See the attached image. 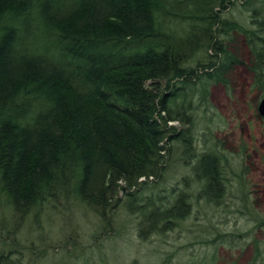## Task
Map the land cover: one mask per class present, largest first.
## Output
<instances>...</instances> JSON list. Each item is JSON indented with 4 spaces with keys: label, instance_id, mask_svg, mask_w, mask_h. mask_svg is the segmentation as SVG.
<instances>
[{
    "label": "trees",
    "instance_id": "1",
    "mask_svg": "<svg viewBox=\"0 0 264 264\" xmlns=\"http://www.w3.org/2000/svg\"><path fill=\"white\" fill-rule=\"evenodd\" d=\"M237 4L247 26L221 18ZM233 33L264 92V0H0V197L25 215L72 192L106 219L120 189L161 174L165 139L192 160L190 129L168 124L192 128L193 98L202 106L211 84L226 83L238 60L221 35ZM217 160L202 152L192 166L209 200L223 194ZM129 202L140 236L189 212L180 191ZM0 264L18 262L1 254Z\"/></svg>",
    "mask_w": 264,
    "mask_h": 264
},
{
    "label": "rangeland",
    "instance_id": "2",
    "mask_svg": "<svg viewBox=\"0 0 264 264\" xmlns=\"http://www.w3.org/2000/svg\"><path fill=\"white\" fill-rule=\"evenodd\" d=\"M248 13L237 4L221 18L247 26ZM218 30L213 27L214 36ZM223 36L233 37L229 50L238 64L226 71L225 84L208 87L202 106L197 95L193 98L192 128L180 121L168 124L190 129L192 160L182 153L181 141L165 139L161 174L142 181L137 190L120 189L106 219L72 192L25 215L13 212L0 197V255L18 264H264V118L258 113L264 92L254 86L243 36ZM203 56L187 65L195 66ZM202 152L218 158L223 178L218 200L202 195L204 179L192 171ZM179 191L189 203L185 218L140 236V219L128 210L129 199L141 196L156 205Z\"/></svg>",
    "mask_w": 264,
    "mask_h": 264
},
{
    "label": "water",
    "instance_id": "3",
    "mask_svg": "<svg viewBox=\"0 0 264 264\" xmlns=\"http://www.w3.org/2000/svg\"><path fill=\"white\" fill-rule=\"evenodd\" d=\"M258 113L261 117L264 118V97L262 98V100L258 106Z\"/></svg>",
    "mask_w": 264,
    "mask_h": 264
}]
</instances>
